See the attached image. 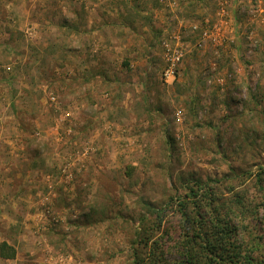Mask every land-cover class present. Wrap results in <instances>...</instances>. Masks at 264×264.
Masks as SVG:
<instances>
[{
    "label": "rangeland",
    "instance_id": "1",
    "mask_svg": "<svg viewBox=\"0 0 264 264\" xmlns=\"http://www.w3.org/2000/svg\"><path fill=\"white\" fill-rule=\"evenodd\" d=\"M135 1L0 0V232L18 241L13 212L25 182L40 181L43 197L63 185L70 197L30 212L44 225L27 235L25 264L45 247L58 264H130L137 248L148 256L139 235H177L178 202L196 181L220 180L211 186L223 198L261 195L264 0H148L156 16ZM100 2L107 28L87 36L82 11ZM204 29L220 42L198 48ZM166 42L187 48L172 82ZM236 225L247 243L258 228L249 218Z\"/></svg>",
    "mask_w": 264,
    "mask_h": 264
},
{
    "label": "trees",
    "instance_id": "2",
    "mask_svg": "<svg viewBox=\"0 0 264 264\" xmlns=\"http://www.w3.org/2000/svg\"><path fill=\"white\" fill-rule=\"evenodd\" d=\"M257 175L261 195L254 197H246L240 192L232 193L230 197H220L211 186L212 182H221L220 180L196 181L197 186L195 183L189 184L186 200L178 202L181 224L177 235H173L167 228L159 239H153L156 235L152 238L147 233H141L138 241L145 247L149 246V255H142L137 248L134 261L130 264H162L167 255L174 256L177 264H264L263 242L258 243L264 236V183L262 175ZM153 210L161 213L155 207ZM246 218L258 227L255 232L249 228L250 234H254L248 243L242 240L248 229L242 230L236 225L238 220ZM161 223L160 217L158 222L154 221L157 228H160ZM165 236L167 242L164 241ZM253 242L257 246H252ZM169 243L174 244V250L168 248ZM256 251L260 252L257 258L253 255ZM0 255L14 258L16 249L7 241H2ZM170 262L173 261L169 260L167 263Z\"/></svg>",
    "mask_w": 264,
    "mask_h": 264
},
{
    "label": "crops",
    "instance_id": "3",
    "mask_svg": "<svg viewBox=\"0 0 264 264\" xmlns=\"http://www.w3.org/2000/svg\"><path fill=\"white\" fill-rule=\"evenodd\" d=\"M147 2H148V0H144V1L143 0H138V1H135L134 4L137 6V8H136L137 10L138 9H142L143 6H146L148 8V10L154 8V11L156 13L155 16L157 14L159 15L160 14L159 12L161 10L160 6H158V4L157 5H154V3H149L148 4ZM179 2L182 4L183 0H180ZM137 3L138 4H141V7H138V4ZM185 4H187V3H185ZM153 5H154V7H153ZM163 7H166V6H163ZM191 7L192 6H187V8H191ZM102 9H104V7L101 5V2H100V7H97V8L90 7L88 10L85 9V11L84 10L82 11L83 12L82 15L86 17V20H85L86 25L85 26L89 27L87 29L88 30V32H87L88 35L87 36L90 35L92 37L93 34H91V31L90 30L93 29V28H97L99 31H103L104 29L107 28V25L105 23V19L107 18V16L106 15H103L102 12H104V11ZM137 10H136V12H138ZM135 14H136L137 18H140L141 14L135 13V12H134V15H131V18L133 16L135 17ZM137 18H136V20L139 21L140 19H137ZM159 18H160V16H159ZM77 19H78V16H77V12H76V14H72V21L74 22V24H73L74 26L77 25L75 23L77 21ZM157 21L158 20H155L154 19L153 23H156L157 27L160 28V23L157 22ZM133 26L134 27L136 26L135 25V22H133ZM150 27L153 28L150 32L155 33L156 35L157 34H160L161 30H163V33L165 32L164 29H161L160 30V29H155L152 26H150ZM146 28H148V27L147 26H143L141 24V27H139V32H142L144 34H148V33H145L146 32V30H145ZM161 28H163V26ZM117 36H118V34L113 35V37H115L114 42H116ZM155 39H156V37H154V40ZM112 60L113 59H111V61ZM132 66H133V64H132ZM140 73L142 75H145L146 71L144 70V71H141ZM134 76L135 75H133V77ZM27 185H28V183H26V182L22 185V186H24V188H23V191L19 192V194L22 195L21 198H23V199L21 200V203H19V204L17 203V206H16V207H19L22 210L20 212L15 213V214L13 212L14 221H13L12 224H13V228L14 229L19 230L18 231L19 236H17L18 241H16V240H10L6 236H5L6 237V239H5L3 237V234L0 232V243L2 241H7V243H9L11 246H13L16 249V256L14 258H4V257H1V255H0V264H25L24 263L25 260L23 258L24 257L23 256V252L21 251V249L22 248H25L24 245L27 244V242H29L27 240V235H29L28 233L30 231H32L31 229H33L35 231H38L40 229V227H42L44 225L43 224L44 222H43V223L39 224L38 227L37 226H34L35 224H33V222L30 221V219H31L30 212H32V213L35 212L34 215H33L35 217L36 214H37V210L39 211V208L43 204H49V203H51V207H54V206L57 207V203H58V201H59L60 198L61 199L63 198V200H67V202L65 201L66 203H68V200H70V197L69 196L67 197L66 194H64V192L62 190V188L64 187L63 185L62 186L60 185L57 188L54 187V189L50 190V192H49L50 194L46 195L45 197H43L44 196V192H45L44 191L45 188L42 187L43 185H41L40 181L34 180V182H32V184H30L29 186H27ZM60 188H61L62 192L59 191ZM51 192L53 194H51ZM38 198H40V199L39 200H35V199H38ZM63 200H62V202L65 203ZM3 201L8 202L10 204L16 202L15 197L14 196H11L9 193H6V196L3 198ZM40 204H41V206H39ZM63 206L62 207L65 210L64 211L61 210V211L67 213L68 206H66V205H63ZM23 213H27V215L26 216L25 215L23 216ZM46 225H48V223H46ZM62 226H64V225L61 224V225L57 226L56 224H54V228H53L54 230L53 229L52 230L53 231L59 230V229H61ZM48 248L45 247V249H46L45 251L48 252L45 255L48 258H46V256H44V255H39L37 257L36 261L34 262V264H58L57 263L58 262L57 261L58 260V256H56L54 254H53V256L55 257V259H53L51 261L52 255L49 254V251H48L51 248H49V249ZM35 250L37 251V249H35ZM28 263L29 264H32V263H30V261Z\"/></svg>",
    "mask_w": 264,
    "mask_h": 264
},
{
    "label": "built area",
    "instance_id": "4",
    "mask_svg": "<svg viewBox=\"0 0 264 264\" xmlns=\"http://www.w3.org/2000/svg\"><path fill=\"white\" fill-rule=\"evenodd\" d=\"M224 11V9H223ZM216 32L217 27L214 26ZM218 33V32H217ZM201 38L197 42L198 48H202L207 41L220 42L221 39H218L216 33L210 29H204L201 33ZM166 59L167 64L163 70V77L166 82H172L178 72V65L184 58L187 48L183 45H171V43H165Z\"/></svg>",
    "mask_w": 264,
    "mask_h": 264
}]
</instances>
